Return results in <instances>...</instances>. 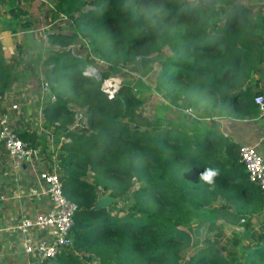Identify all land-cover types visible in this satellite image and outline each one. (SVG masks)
Wrapping results in <instances>:
<instances>
[{"label": "trees", "instance_id": "trees-1", "mask_svg": "<svg viewBox=\"0 0 264 264\" xmlns=\"http://www.w3.org/2000/svg\"><path fill=\"white\" fill-rule=\"evenodd\" d=\"M55 3L49 12L65 15L74 30L47 33L41 75L48 95L41 111L59 143L63 193L77 210L71 244L51 264H264V242L242 244L252 236L251 217L264 216L259 187L248 179L240 145L208 122L261 112L248 88L252 74L264 71V16L252 15L241 0ZM78 37L92 55L71 50ZM148 52L161 56L155 70ZM95 57L106 65L99 78L88 70ZM127 66L139 71L135 86L122 81L106 89ZM10 72L0 55V99L11 88ZM134 88H152L174 107L200 115L182 123L140 121L142 99ZM76 109L84 122L76 121ZM199 119L208 121L191 132ZM18 136L33 149L47 147L35 131ZM206 169L218 170L212 184L201 179ZM105 193L115 201L96 208ZM222 215L241 232L223 231ZM193 223L216 232L199 239Z\"/></svg>", "mask_w": 264, "mask_h": 264}, {"label": "crops", "instance_id": "crops-1", "mask_svg": "<svg viewBox=\"0 0 264 264\" xmlns=\"http://www.w3.org/2000/svg\"><path fill=\"white\" fill-rule=\"evenodd\" d=\"M56 1L0 0V55L13 76L10 90L0 99V114L8 112L10 124L18 133L35 131L47 141L45 151L34 149L31 159L20 161H12L0 143V264H48L22 251L16 224L22 215L33 217L49 206L45 195L30 196L28 189L37 185L38 172L51 167L59 146L41 111L48 95L41 75L49 54L47 33L58 18L49 9ZM43 2L49 6L45 8ZM248 90L264 95V71L252 74ZM13 104L17 105L15 109ZM170 121L182 122L175 116ZM210 125L236 144L254 147L264 159L262 112L250 118L214 117ZM49 238L47 233L34 232L35 241Z\"/></svg>", "mask_w": 264, "mask_h": 264}, {"label": "built area", "instance_id": "built-area-1", "mask_svg": "<svg viewBox=\"0 0 264 264\" xmlns=\"http://www.w3.org/2000/svg\"><path fill=\"white\" fill-rule=\"evenodd\" d=\"M53 10L55 8L52 6ZM68 19L65 15H57ZM59 18V19H60ZM47 89L46 83H42ZM254 101L264 115V95L259 93L254 96ZM13 109L16 104L11 106ZM0 143L11 160L20 161L31 159L35 151L27 142L18 136V132L11 126L8 112L0 114ZM240 160L245 166L248 179L259 187L264 203V159L252 146H240ZM46 185L44 189L43 186ZM28 195H45L49 206L45 211L29 217L22 215L16 224V229L21 236L22 251L26 255L35 256L41 261L51 264V261L64 248L71 244L70 228L77 204L69 200L63 193L62 178L57 166L51 165L49 169L37 174V185L28 189ZM34 232H44L49 235V240L44 242L33 239Z\"/></svg>", "mask_w": 264, "mask_h": 264}, {"label": "rangeland", "instance_id": "rangeland-1", "mask_svg": "<svg viewBox=\"0 0 264 264\" xmlns=\"http://www.w3.org/2000/svg\"><path fill=\"white\" fill-rule=\"evenodd\" d=\"M241 2L247 4V6L249 8H251L252 15L257 14L258 16L259 15L264 16V0H241ZM44 4H45V8H47V6H49V4H46V3H44ZM221 7H222L221 5H218L216 7V9H217L216 11L220 13L222 20H224V15H223V11L221 10ZM57 17L58 18L55 19L53 24L49 26L50 27L49 31L54 30V31H63V32H70V33L73 32L74 24L72 21H70L68 19H62L59 16H57ZM70 48L73 52L81 55L82 57H84L86 54H87V56L92 55L90 46L85 41H83L80 37H78L75 40V43L72 44L70 46ZM162 52H163V54H166V49H162ZM145 56H146V58H151V61L153 63V69L155 70V65H156V61H157L156 59L161 58V56L156 55V52H148L147 54H145ZM89 66H90L88 69L89 72H91L92 74H94L98 78H99L101 72L106 70L105 63L101 59L96 58V57L94 58V63L92 65H89ZM139 76H140L139 71L136 68H134L132 66L123 67L119 72H117L113 75L115 80H112L113 78H111L110 80H112V81L109 80L108 82H106L104 87L106 89L110 88L111 83L113 84V86L117 87L118 85H121L122 81L130 82V83H132L133 86H135L136 80ZM111 91H114V89L111 88ZM133 91H134L135 96L142 99L141 107L136 110V116L140 121L141 120L154 119V118H158V117H161V118H164V119L170 121V119H172V116H175L177 118V120H181L182 122H185V119L191 118L192 115H196L197 117H199V115H200L199 112H195L193 109L182 110V109H178V108L174 107L173 105L168 103L166 100H164L161 97V95L158 92H156L155 90H153L152 88L142 89V90H138V89L134 88ZM76 112H77L76 121L79 122V120L82 119V122H84L81 111L76 109ZM188 115L190 117H188ZM198 121L199 122H197V121L193 122L194 126L192 129H190L191 132L193 131V129L195 130L194 127H198L199 125H203L204 122L205 121L207 122L208 120L207 119H199ZM208 122H210V121H208ZM56 150H58V149H56ZM58 160H59L58 156L55 155V158H54V160H51V163L53 165L57 166V169L59 171ZM259 216H262V217L259 218ZM263 218H264V216L259 215V214H257V216L251 217V220H250L249 224L247 225V228L252 233V236L249 237L248 239H245V241H243L242 244H243L244 248H249L250 245H252V244L258 245V243H259V245H260L261 243L264 242V221L262 220ZM261 220L263 222H261ZM218 222H219L220 227L227 234H229L230 232H234L233 230H236L235 232L240 233L242 230L241 228L231 229L233 227L230 226V223L228 222V220L223 215H222V218L218 219ZM197 228L201 232V234L199 235L200 236L199 239H204V237H206V236L212 237L214 235V233L216 232V231L206 232L203 228L197 226L196 223H193L192 229L195 230ZM193 230H192V232H193ZM257 236L261 237L262 240H255L254 238ZM193 238L195 241V235L194 234H193ZM261 246H264V245L262 244ZM194 247L195 246L191 247L188 254H191L194 252ZM85 262H86V264H99V262L97 260H94V259H89V260L86 259Z\"/></svg>", "mask_w": 264, "mask_h": 264}, {"label": "water", "instance_id": "water-1", "mask_svg": "<svg viewBox=\"0 0 264 264\" xmlns=\"http://www.w3.org/2000/svg\"><path fill=\"white\" fill-rule=\"evenodd\" d=\"M40 80V78H39ZM115 201V198L110 196L109 194L105 193L102 196H100L95 203L96 208H107L109 207L113 202Z\"/></svg>", "mask_w": 264, "mask_h": 264}, {"label": "clouds", "instance_id": "clouds-1", "mask_svg": "<svg viewBox=\"0 0 264 264\" xmlns=\"http://www.w3.org/2000/svg\"><path fill=\"white\" fill-rule=\"evenodd\" d=\"M218 174V170L206 169L203 173H201V179H203L207 184H212L214 183V177Z\"/></svg>", "mask_w": 264, "mask_h": 264}]
</instances>
